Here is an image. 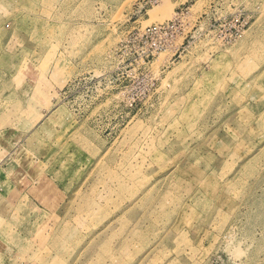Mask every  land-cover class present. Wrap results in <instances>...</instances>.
<instances>
[{
    "label": "rangeland",
    "instance_id": "rangeland-1",
    "mask_svg": "<svg viewBox=\"0 0 264 264\" xmlns=\"http://www.w3.org/2000/svg\"><path fill=\"white\" fill-rule=\"evenodd\" d=\"M163 1L0 0V264H264V0Z\"/></svg>",
    "mask_w": 264,
    "mask_h": 264
},
{
    "label": "bare ground",
    "instance_id": "bare-ground-1",
    "mask_svg": "<svg viewBox=\"0 0 264 264\" xmlns=\"http://www.w3.org/2000/svg\"><path fill=\"white\" fill-rule=\"evenodd\" d=\"M170 1L164 0L161 5L158 6V14L160 16H165L167 14V11L169 10Z\"/></svg>",
    "mask_w": 264,
    "mask_h": 264
},
{
    "label": "built area",
    "instance_id": "built-area-1",
    "mask_svg": "<svg viewBox=\"0 0 264 264\" xmlns=\"http://www.w3.org/2000/svg\"><path fill=\"white\" fill-rule=\"evenodd\" d=\"M171 27H172V25L169 26L168 24L161 26L162 29H164V28H171Z\"/></svg>",
    "mask_w": 264,
    "mask_h": 264
}]
</instances>
